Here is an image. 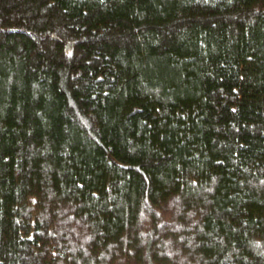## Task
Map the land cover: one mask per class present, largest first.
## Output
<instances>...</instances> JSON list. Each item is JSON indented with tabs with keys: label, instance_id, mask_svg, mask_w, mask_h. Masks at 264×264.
<instances>
[{
	"label": "trees",
	"instance_id": "obj_1",
	"mask_svg": "<svg viewBox=\"0 0 264 264\" xmlns=\"http://www.w3.org/2000/svg\"><path fill=\"white\" fill-rule=\"evenodd\" d=\"M0 264H264V0H0Z\"/></svg>",
	"mask_w": 264,
	"mask_h": 264
}]
</instances>
